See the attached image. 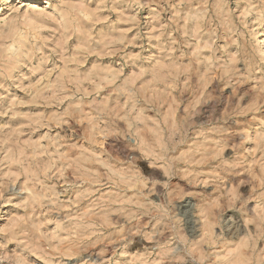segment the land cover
Instances as JSON below:
<instances>
[{
	"label": "clouds",
	"instance_id": "obj_1",
	"mask_svg": "<svg viewBox=\"0 0 264 264\" xmlns=\"http://www.w3.org/2000/svg\"><path fill=\"white\" fill-rule=\"evenodd\" d=\"M0 264H264V0H0Z\"/></svg>",
	"mask_w": 264,
	"mask_h": 264
}]
</instances>
